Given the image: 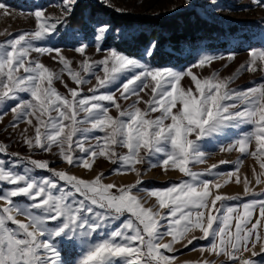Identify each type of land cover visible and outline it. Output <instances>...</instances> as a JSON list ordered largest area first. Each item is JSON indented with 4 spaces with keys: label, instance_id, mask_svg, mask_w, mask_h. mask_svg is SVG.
<instances>
[{
    "label": "snow or ice",
    "instance_id": "snow-or-ice-1",
    "mask_svg": "<svg viewBox=\"0 0 264 264\" xmlns=\"http://www.w3.org/2000/svg\"><path fill=\"white\" fill-rule=\"evenodd\" d=\"M187 2L190 4L191 0ZM210 2L215 4L216 0ZM260 2L255 0L257 4ZM63 3L67 17L73 13L77 0H63ZM0 10L5 15L9 14V6L3 2H0ZM113 11L123 10L114 8ZM34 16L36 30L21 32L0 42V121L10 110L14 114L10 128L26 122L34 130V135L29 136L25 128L20 137L29 151L49 153L55 147V155L71 166L91 169L89 159L94 162V158L104 156L114 164L119 161L129 166L114 171L130 170L140 175L136 164L147 163L149 168L162 164L167 170L171 163L188 179L166 189L150 191L148 195L156 198V204L145 207L142 198L132 194V189L143 183L142 180L117 188L115 184L102 183L101 173L94 180L86 181L50 168L48 160L9 153L7 145L0 143V154L16 158L9 159L7 168L5 161L0 159V184L6 182L15 186L0 193V200L7 204L0 208V264H66L60 258L57 238L66 241L70 249L82 248L80 257L68 264H174L176 253L181 249L193 245L189 251H196L193 242L209 238L210 243L201 246L200 251L207 250L226 257L223 264H257L254 260L240 257L244 252L259 255L254 251L258 244L260 251L264 252V198L229 205L228 200L239 201L242 197L213 196L210 185L219 189L222 186L220 178L224 175L213 171L217 165L204 172L193 171L188 165L206 161V154L202 151L203 140H215L227 128L251 125L250 131L241 132L221 150H235L243 157L255 158L260 171L257 173L253 168L252 175L256 184H264V82L248 89H231L228 87L230 80H220L216 73L200 79L191 72L192 66L184 71L153 68L116 50H105L108 55L104 59L92 64L87 59L83 61V70H91L96 75L97 83L87 89L92 94L81 95L82 88H69L65 84L69 98L53 86L54 79L63 82V71L70 74L77 86L91 85L92 82L69 66L71 62L60 54L59 48L36 46L35 42L47 39L50 33L56 32L57 25L65 21L49 23L43 10H36ZM108 29L105 24L95 30L98 52L101 51L100 41L106 37ZM155 46L153 41L145 55L151 57ZM86 47L85 44L78 45L76 50L84 54ZM33 52L49 55L53 60L59 56V62L64 66L61 73L53 72L38 59H32ZM250 53L251 62L241 66L243 71H256L257 61H264V51L256 53L250 50ZM234 56L235 53L229 54V58ZM201 57L199 66L224 58L210 53H202ZM97 66H102L103 78L95 73ZM260 68L264 70V63ZM21 69L23 75L19 74ZM185 75L194 82L195 93L191 87L187 90L181 88ZM121 76L127 79L115 92L99 93L100 89L117 84ZM145 89L151 91L148 100L141 96ZM116 92H119L120 100L135 99L128 107L122 108L117 102ZM20 93L30 94V99L20 98ZM10 100L18 103L6 109V102ZM103 102H109L118 115H110V108ZM141 102L146 105L144 110L138 107ZM155 112L160 115L149 118V114ZM94 130L104 135L89 137L87 134ZM77 133L82 139L75 141L74 148L73 137ZM89 140L95 143L85 147ZM116 146L126 148L127 154L117 156ZM77 150L86 155L74 158ZM161 155L164 157L162 160ZM242 162L236 163V172ZM20 165H24L23 172L14 171ZM34 169L47 170L52 175L38 178L32 175ZM227 175L230 178L235 173ZM204 176L215 177V181L204 179ZM59 181L70 186L71 191L61 187ZM240 182L237 175L236 183ZM251 183L245 176L244 195L264 197V190L254 192L249 189ZM77 195L81 198L77 199ZM19 196L27 197L32 203L21 206L13 200ZM217 202H220L219 207ZM163 209H167L166 214L162 213ZM125 214L128 218L119 228L108 233L107 238L91 241L94 234L105 230ZM18 216L26 217L27 222L17 219ZM233 220L236 221L234 231ZM53 222L57 223L50 228L48 225ZM9 223L14 226L10 227ZM193 230L202 234L190 235ZM168 237L170 239L164 242ZM177 244L180 248L176 247ZM196 264L215 262L205 260Z\"/></svg>",
    "mask_w": 264,
    "mask_h": 264
},
{
    "label": "rangeland",
    "instance_id": "rangeland-1",
    "mask_svg": "<svg viewBox=\"0 0 264 264\" xmlns=\"http://www.w3.org/2000/svg\"><path fill=\"white\" fill-rule=\"evenodd\" d=\"M78 1V0H77ZM101 2V0H94ZM7 6H9V14L5 15L2 10H0V42H3L7 39H10L21 32L25 31H34L37 28V21L35 19L34 13L36 10H43L45 18L49 19V23H55L57 21L64 20L63 24L57 25V30L54 33H50L47 39L35 42L36 46H50L53 48H59L61 50V55L68 59L70 67L76 71L80 72L81 76L84 79H90L91 85H79L77 86L74 81H72L70 74L67 71L61 73V69L64 66L59 62V56L55 60L52 59L49 55H40L33 52L31 54L32 59H38L46 67L56 73H61L62 81L55 80L53 81V86L62 94L70 97L68 89L64 87L65 84L69 88H82L83 92L81 95H91L87 89L92 85L97 83L96 75H93L91 70L85 72L83 70V61L87 59L89 64H92L93 61H99L104 59L108 52L105 50H116L114 47H108L104 44L105 39L112 33V23L109 18L106 16H100L95 19L93 27L95 30L97 26L108 25L109 29L106 34V37L100 41L101 51H97L96 42L94 36L86 37L83 27L80 26L79 20L74 21L72 14L66 17L64 12V3L63 0H0ZM102 3V2H101ZM103 4H107L111 8H120L123 11L118 12L120 14H131V15H170L175 12L194 8L200 15L206 18H215L222 24L225 25H236L237 29L233 33L226 31L224 34H221V39L225 40L226 44L224 47L212 48L209 40H203L198 49L194 52V58L191 62L186 65L173 66V65H158L151 61L150 57L145 54L142 57H130L138 59L153 68H170L177 71H184L191 67V72L200 79L211 77L213 73H216L220 80H230L228 87L231 89L241 90L248 89L254 86H258L261 82H264V70H261L260 66L264 61H257L255 67L256 71H243L241 66H247L252 59L250 50H255L256 53L264 51V0H261L260 4L255 3V0H216L215 4H212L210 0H191L189 4L187 0H104ZM66 17V18H65ZM116 35L122 36L125 33L123 28L116 29ZM11 34V35H9ZM215 41V40H214ZM85 44L87 45L85 53L81 54L76 49L78 45ZM148 49L145 50L146 53ZM117 51V50H116ZM118 53H121L117 51ZM202 53H210L217 56L222 55L223 59H217L209 64L199 66L198 60L201 57ZM230 53H235L234 58H229ZM123 54V53H121ZM52 55H56L53 53ZM125 55V54H124ZM95 73L103 78L104 73L102 66H97L94 69ZM139 71V70H138ZM21 75H23V70H20ZM132 75L131 73L128 74ZM127 77L121 76L120 81L117 84H113L108 88H102L99 90V93L106 92H115L116 89L124 82ZM192 88L193 92H196L194 87V82L191 80V77L185 75L181 80V88L187 90ZM98 93V94H99ZM20 98L30 99V94L20 93ZM119 92H116L117 102H119L122 108L128 107L132 103V100L123 101L119 99ZM143 100H148L151 98L150 89H145L141 93ZM17 100H10L6 102V109H10L17 105ZM105 106L110 108V115L116 117L118 113L114 107H111L109 102H103ZM138 107L141 110L146 108V105L141 102ZM179 107V105H178ZM176 109H173L175 112ZM55 115V113H53ZM83 115V114H82ZM159 112L150 113L149 118H155L159 116ZM14 114L9 110L7 114L4 115L2 121H0V143L7 145V151L9 153H19L22 157L30 156L33 159L38 160H48L49 167L54 168L57 171H65L70 175H74L77 178L92 181L98 175L103 173L101 177L102 183L108 184L112 183L118 187L121 186H131L137 183L138 180H142L143 183L139 184L137 188L132 189V194L137 195L142 198V202L145 203V207H153L156 204V198L150 197L148 193L152 190H162L170 187L172 184H179L181 181L187 180L188 177L181 173L178 169L174 168L171 163L167 166V170L161 164L156 167L149 168L147 163L136 164L135 168L139 170L140 175H137L135 171L123 170V171H114L117 169H127L129 166L123 165L121 162L112 163L111 159L104 156H98L93 159H89V163L92 165L91 169L85 168L83 166H71L67 164L66 161H63L58 155H55L56 148L53 147L52 152L45 153L38 150L29 151L27 145H25L21 140V133L25 128L28 129L27 135H34L33 128L28 125L26 122L20 123L16 128H10L9 125L12 123ZM35 123V120H33ZM67 123V122H66ZM170 123V121H166ZM252 129L251 125H245L242 128H227L224 132L215 140L205 139L202 143V151L206 154V161L204 163H190L188 166L191 170L196 172H204L206 169L211 168L212 165H217L216 169H213L214 172H220L224 175L220 178L221 187L216 189L214 185H210V191L214 195H222L226 197L239 195L242 197L241 200H228L229 205H240L243 202H248L252 199H262L264 197L260 196H245L244 195V177L252 181L248 185L250 190L254 192H261L264 190V184H256L255 178L252 175L253 168L256 169V172L259 173V163L253 157H243L238 151H222V147L230 143L232 140L239 137L241 132L250 131ZM89 137L93 136H103L104 133L94 130L91 133L87 134ZM77 139H82L80 133H77L73 137L75 148V141ZM94 144V140H89L85 142V147H88L89 144ZM254 148V145L252 146ZM128 150L126 148H120L116 146L117 156L127 154ZM86 155L80 153L78 150L74 153V158L76 156ZM143 155V150L141 151ZM164 157L161 155L160 159ZM0 159L5 161V167H8L9 159H16L15 157H9L5 154H0ZM243 161L240 165L239 171L236 172L235 165L238 161ZM221 161H228V163L221 164ZM155 162V161H154ZM24 165H20L14 169L17 172H23ZM228 173H235L230 178L227 175ZM32 175L38 178L49 177L52 174L47 170L34 169ZM240 177L241 182L236 183V176ZM204 179L215 181V177L204 176ZM53 179H56L53 177ZM228 181L225 183V181ZM61 187H65L66 190L71 191L70 186H67L65 182L59 181ZM15 187L14 185H8L6 182L0 184V193L5 190H9ZM116 191V188L113 189ZM77 195V199H80ZM14 202H19L21 206H26L32 201H29L27 197L19 196L13 198ZM220 202H217V207H219ZM7 206L6 201L0 200V208ZM158 207V206H157ZM156 210L155 208L153 209ZM37 211V210H33ZM162 213L166 214L167 209L161 210ZM215 214V213H213ZM207 215V214H206ZM128 218V214L122 216L119 220L112 222L105 230L98 231L97 234H94L91 237L92 242H96L102 239L107 238L108 233L119 228L123 221ZM17 219L22 222H27L26 217L18 216ZM255 219V217H254ZM253 219V222H254ZM57 222L49 223V227H55ZM161 223H164L161 221ZM236 221H232V230H235ZM10 227L11 225L9 223ZM214 227L216 225L214 224ZM200 236L199 230H193L190 235ZM170 237L166 238L164 242H167ZM208 240H196L193 244L196 246V251H189L193 245H189L188 248L181 249V252L176 253L177 259L174 261V264H196V262H203L205 260L215 264H223L227 260L224 256H217L215 253H211L207 250L200 251L201 246H207L210 243ZM56 246L60 251L61 260L65 261L68 264L69 261L77 260L81 253L82 248H69L66 241L62 238H57ZM177 248H180V245H176ZM250 247V245H249ZM259 255L252 256L251 252H244L241 259H251L257 262V264H264V252L260 251V245L258 244L256 249H254ZM171 255L169 253H166ZM239 255V254H238Z\"/></svg>",
    "mask_w": 264,
    "mask_h": 264
},
{
    "label": "trees",
    "instance_id": "trees-1",
    "mask_svg": "<svg viewBox=\"0 0 264 264\" xmlns=\"http://www.w3.org/2000/svg\"><path fill=\"white\" fill-rule=\"evenodd\" d=\"M100 16L109 18L113 27L104 41L106 46L130 57H142L155 41L150 59L158 65H186L193 60L194 52L203 40H209L212 48L224 47L226 41L220 35L237 29L236 25H225L215 18L203 17L194 8L170 15L136 16L120 14L98 1L78 0L72 13L73 20H79L86 37L94 35L93 24ZM119 28L125 30L122 36L116 35Z\"/></svg>",
    "mask_w": 264,
    "mask_h": 264
}]
</instances>
